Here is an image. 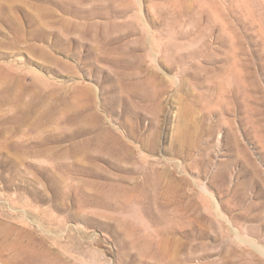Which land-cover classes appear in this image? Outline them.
I'll return each instance as SVG.
<instances>
[{
    "label": "rangeland",
    "instance_id": "1",
    "mask_svg": "<svg viewBox=\"0 0 264 264\" xmlns=\"http://www.w3.org/2000/svg\"><path fill=\"white\" fill-rule=\"evenodd\" d=\"M0 264H264V0H0Z\"/></svg>",
    "mask_w": 264,
    "mask_h": 264
}]
</instances>
